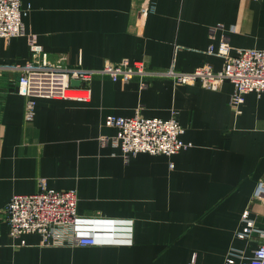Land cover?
<instances>
[{"label":"crops","instance_id":"crops-1","mask_svg":"<svg viewBox=\"0 0 264 264\" xmlns=\"http://www.w3.org/2000/svg\"><path fill=\"white\" fill-rule=\"evenodd\" d=\"M21 4L25 33L0 37V63L30 60V37L51 61L64 57L86 67L128 59L152 68L216 70L223 58L206 48L223 38L231 54L264 50V0ZM14 75H0V264H190L193 256V264H223L229 248L249 255L264 242L236 235L248 207L255 226L264 229V203H250L256 182L264 181V91L246 93L234 107L229 81L210 89L163 77L142 84L137 77L122 82L95 75L88 101L36 97L34 116L25 120V97L11 84ZM136 110L161 118L176 112L180 137L190 146L125 160L118 147L101 144V136L117 131L105 124L107 115ZM40 178L48 187L75 190L83 218L131 220V242L43 245L37 233L10 236L7 202L36 192Z\"/></svg>","mask_w":264,"mask_h":264},{"label":"built area","instance_id":"built-area-1","mask_svg":"<svg viewBox=\"0 0 264 264\" xmlns=\"http://www.w3.org/2000/svg\"><path fill=\"white\" fill-rule=\"evenodd\" d=\"M25 12L21 0H0V37L12 38L25 33L22 14ZM139 16L145 8L139 9ZM31 58L24 63H0V75L15 74L11 84L25 97L23 116L31 120L34 116L36 97L69 98L88 101L89 84L93 76H106L111 80L127 82L134 77L145 83L146 78H170L178 84L199 83L201 86L218 89L225 81L232 84L229 104L238 107L246 93L264 91V50L241 49L229 53L227 39L223 38L215 48L209 44L208 53L222 56L219 69L200 66L189 71L172 67L152 68L142 60L123 59L107 62L100 67L70 65L64 57L51 61L48 53L30 37ZM77 81L78 84H74ZM11 85V86H12ZM105 124L115 127L116 133L101 136L100 142H110L118 147L125 160L139 152L150 154H174L190 146L180 135L184 131L176 112L168 118L148 117L138 110L131 116L109 114ZM75 190H59L48 187L45 178H40L36 192L14 194L4 208V220L12 237L25 233H37L43 245H96L108 242H131V220L123 218L86 219L76 211ZM250 203H264V181L258 180L250 197ZM250 208L242 213L245 227L237 231L240 238L255 236L264 239V229L256 227L249 216ZM94 222V223H92ZM106 222V223H104ZM104 223V224H101ZM99 225V226H96ZM108 228V230H106ZM118 237L122 240H116ZM264 264V242H259L246 255L245 250L231 247L227 250L223 264ZM194 256L190 264H193Z\"/></svg>","mask_w":264,"mask_h":264},{"label":"water","instance_id":"water-1","mask_svg":"<svg viewBox=\"0 0 264 264\" xmlns=\"http://www.w3.org/2000/svg\"><path fill=\"white\" fill-rule=\"evenodd\" d=\"M73 83H74V84H78V82H77V81H73Z\"/></svg>","mask_w":264,"mask_h":264},{"label":"rangeland","instance_id":"rangeland-1","mask_svg":"<svg viewBox=\"0 0 264 264\" xmlns=\"http://www.w3.org/2000/svg\"><path fill=\"white\" fill-rule=\"evenodd\" d=\"M138 78V77H137ZM131 80V79H130Z\"/></svg>","mask_w":264,"mask_h":264}]
</instances>
